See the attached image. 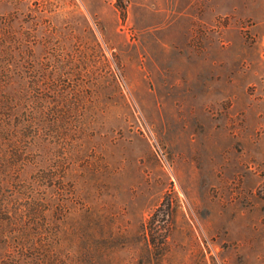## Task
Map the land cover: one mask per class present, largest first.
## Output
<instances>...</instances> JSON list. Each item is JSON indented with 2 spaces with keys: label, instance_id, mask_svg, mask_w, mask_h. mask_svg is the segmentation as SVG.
<instances>
[{
  "label": "rangeland",
  "instance_id": "374dc122",
  "mask_svg": "<svg viewBox=\"0 0 264 264\" xmlns=\"http://www.w3.org/2000/svg\"><path fill=\"white\" fill-rule=\"evenodd\" d=\"M5 95L30 253L264 264V0H0Z\"/></svg>",
  "mask_w": 264,
  "mask_h": 264
},
{
  "label": "trees",
  "instance_id": "16d2710c",
  "mask_svg": "<svg viewBox=\"0 0 264 264\" xmlns=\"http://www.w3.org/2000/svg\"><path fill=\"white\" fill-rule=\"evenodd\" d=\"M5 100L11 110L6 119L0 118V133L9 132L8 126L11 125L12 117L15 114L13 113L12 98L5 95ZM0 194L3 195V193ZM5 209V206L2 205L0 209V264H57V261L50 259L52 257L50 254L46 255L42 251L38 255L30 253L33 250L32 247L37 249L32 243L33 239L29 238V232L33 225L23 218L16 219ZM38 237L40 238V236ZM56 238L55 236L54 239L57 243Z\"/></svg>",
  "mask_w": 264,
  "mask_h": 264
}]
</instances>
